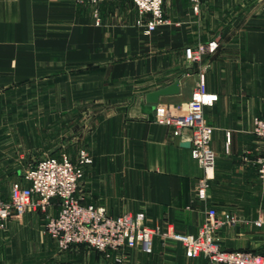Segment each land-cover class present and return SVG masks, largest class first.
I'll return each instance as SVG.
<instances>
[{"label": "crops", "instance_id": "1", "mask_svg": "<svg viewBox=\"0 0 264 264\" xmlns=\"http://www.w3.org/2000/svg\"><path fill=\"white\" fill-rule=\"evenodd\" d=\"M95 8L73 0H0V103L11 91L44 93L43 102L29 107L45 111V143L53 126L68 124L70 111L90 112L76 139L61 128L60 149L53 153L50 141L35 150L43 157L65 153L73 162L80 149L88 154L92 162L76 193L82 204L102 207L108 216L143 213L151 226L192 235L214 208L238 218L217 232L225 250L263 252L264 224H251L264 221V179L256 165L263 144L251 122L264 111V0H164L168 23L149 34L136 24L130 0H105ZM211 42L215 50L200 62L185 60V47ZM201 72L206 93L215 97L204 107L215 155L204 200L196 198L202 170L189 147L181 146L186 142L171 139L141 110L147 93L174 82L178 94L160 97L155 106H184ZM40 140L29 129L28 141ZM11 183L29 185L23 176ZM58 209L53 199L48 213L55 216ZM42 218L28 212L8 221L0 230V264H38V255L54 258L47 264H71L55 260ZM123 264L208 263L156 238L152 254L134 248Z\"/></svg>", "mask_w": 264, "mask_h": 264}, {"label": "built area", "instance_id": "2", "mask_svg": "<svg viewBox=\"0 0 264 264\" xmlns=\"http://www.w3.org/2000/svg\"><path fill=\"white\" fill-rule=\"evenodd\" d=\"M76 4L96 7L105 0H73ZM137 12L136 24L144 33H151L158 25L168 23L163 15L164 0H130ZM196 1V0H195ZM196 10V7L193 8ZM93 16L98 23L96 8ZM216 44H197L185 47L183 55L188 62H200L206 52H213ZM215 100L206 93L203 72L198 74L196 85L189 101L182 107L169 110L155 106L153 121L168 129L171 139L189 143L190 153L202 170L195 182V194L198 200H204L210 182L213 179L215 155L210 143L213 128L204 118V107ZM251 132L263 144V152L256 160L258 174L264 179V111L254 117ZM187 133V134H185ZM88 154L80 149L73 162L65 153L58 157L46 156L37 160L23 174L29 183L27 187L15 183L8 196L0 199V230L4 229L12 218H19L28 212H40L45 216L44 231L59 249L68 250L83 246L106 254L115 263L124 262L134 248L150 255L156 238L163 243L179 244L187 258L203 256L208 264H264V251L225 250L217 237L218 230L232 227L238 218L229 213L218 214L214 208H208L206 218L197 233L182 234L170 227L164 230L146 222L143 213L125 212L118 216H108L102 207L84 205L77 197V189L83 176V169L91 163ZM59 205L57 215L48 213L51 201ZM261 228L264 221L257 219L251 223Z\"/></svg>", "mask_w": 264, "mask_h": 264}, {"label": "rangeland", "instance_id": "3", "mask_svg": "<svg viewBox=\"0 0 264 264\" xmlns=\"http://www.w3.org/2000/svg\"><path fill=\"white\" fill-rule=\"evenodd\" d=\"M27 90L28 89H21L20 94H13L11 91V93L5 94V102L0 103V199L7 198L9 186L12 184L11 181L13 178H22L23 174L30 166L37 160L43 158V156H37L35 150L44 147L45 144L50 143V141V146L53 148L55 147L53 153L60 149L61 145H64L65 138L61 136L63 135L61 134V128L63 133L64 131H69V135H72L71 138L76 139L78 130H82L87 126L85 122L88 120L89 111H70L68 124L64 126H53L49 138L47 136L50 141L48 140L49 142L45 143L44 140L46 136L44 133L47 131V126L44 124L42 117L45 111L39 108L31 109L29 107L30 102H43L45 100V94L40 92L35 95V91L32 90L33 94L30 95ZM42 92H44V90ZM55 99V97H52V100ZM54 112L55 111H53V113ZM58 120L60 121L59 116H53L52 121L54 125L56 123L59 124V122H57ZM20 122L21 126L19 127ZM23 123L24 125H22ZM48 124L50 123L48 122ZM29 129L34 132L37 131L38 138L42 140L38 141L36 144L29 142ZM15 138L16 140H14ZM75 142L72 144L73 147L76 146ZM33 147L35 148L33 149ZM45 148H47V146ZM19 156H21V158ZM42 220L44 226V215ZM52 242L55 247L54 256L56 261L68 260L71 264H118L102 252L88 249L83 246H79L77 249H75L76 247H72L68 250H61L53 240ZM36 260L38 264H47L54 260V258H49L48 255H38ZM123 263L124 262L121 264Z\"/></svg>", "mask_w": 264, "mask_h": 264}, {"label": "water", "instance_id": "4", "mask_svg": "<svg viewBox=\"0 0 264 264\" xmlns=\"http://www.w3.org/2000/svg\"><path fill=\"white\" fill-rule=\"evenodd\" d=\"M179 88L178 83L174 82L171 85L164 87L162 89L147 93L144 97L145 105L142 104L141 110L143 113L148 115L149 120L153 119L152 112L155 105L158 103L160 97L178 94ZM183 147H189V143H182Z\"/></svg>", "mask_w": 264, "mask_h": 264}]
</instances>
